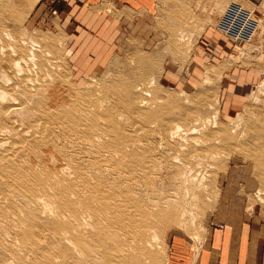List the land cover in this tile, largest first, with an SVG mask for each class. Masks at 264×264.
Wrapping results in <instances>:
<instances>
[{
    "label": "rangeland",
    "instance_id": "374dc122",
    "mask_svg": "<svg viewBox=\"0 0 264 264\" xmlns=\"http://www.w3.org/2000/svg\"><path fill=\"white\" fill-rule=\"evenodd\" d=\"M51 5L47 0H0V264H133L129 256L135 257L137 251L140 259H147L141 260L142 264H168L176 236L187 240L193 252L198 251L209 228L226 220L235 209L245 210L246 215L263 223L264 0H171L169 5L159 1L151 14L125 12L106 3L97 11L121 20L119 35L108 54L97 56L96 64L86 63L81 73L72 48L73 33ZM218 29V34L212 32V37H206L207 31L211 34ZM229 42L233 43L231 54L222 57L212 53L214 47ZM254 67L260 69V79L249 89L245 103L227 112L223 100L227 76L235 68L247 71ZM125 90L130 93L128 98ZM85 106H91L89 111ZM14 108L24 109L25 115L29 112L32 117L16 116L11 112ZM85 111L91 116L85 118ZM90 111L100 116L98 124ZM83 122L90 125H86L88 130L95 129L94 133L86 130ZM111 127L114 130L106 132ZM81 132L90 137L98 133L113 147ZM47 143L56 148L53 154ZM37 151L40 153L35 157ZM56 166H64L63 173L57 174L60 169ZM11 168L22 173L24 182ZM34 171H39L38 175L43 171L47 178ZM47 174L53 175L55 184ZM88 176L92 181L88 182ZM43 181L50 184L46 187ZM56 181L63 185L61 190L58 185L56 188ZM51 184L50 192L47 188ZM40 195L46 199L39 200ZM83 195H94L96 200L84 199ZM80 199L92 200L97 209L92 210V205ZM113 205L117 208L114 212ZM125 209L128 213L122 212ZM117 210H122L121 215ZM120 227L123 232H119ZM137 233L148 234L143 242L138 235L139 243L150 244L143 247H148L144 251L137 246L141 245ZM64 234L70 242L65 236V240L61 238ZM133 240L143 256L135 244L130 246Z\"/></svg>",
    "mask_w": 264,
    "mask_h": 264
},
{
    "label": "crops",
    "instance_id": "0c3cea01",
    "mask_svg": "<svg viewBox=\"0 0 264 264\" xmlns=\"http://www.w3.org/2000/svg\"><path fill=\"white\" fill-rule=\"evenodd\" d=\"M49 1L53 4L51 7L58 10L61 23L73 33L72 48L77 57L79 73L84 70L86 63L96 64L97 56L107 55L120 32L121 20L99 13L98 7L107 3L125 12L142 11L151 14L159 1L161 5L165 2L169 5V1L171 2V0H47V4ZM255 7L259 8L257 5ZM217 31L219 29L211 31V34L207 31L209 35L206 37H212L213 33L218 34ZM227 44L216 46L213 52L211 50L210 52L222 57L231 54L233 43ZM260 75V69L255 67L247 71L240 68L231 71L227 76L228 86L223 99L227 112L245 103L249 89L260 79ZM232 212L226 220L209 228L198 251L193 252L187 240L182 236H176L171 244L168 264H264V222L261 223L251 215H246L245 210L235 209Z\"/></svg>",
    "mask_w": 264,
    "mask_h": 264
},
{
    "label": "bare ground",
    "instance_id": "6f19581e",
    "mask_svg": "<svg viewBox=\"0 0 264 264\" xmlns=\"http://www.w3.org/2000/svg\"><path fill=\"white\" fill-rule=\"evenodd\" d=\"M25 46H26V45H25ZM13 47H14V46H13ZM38 50H40V49H38ZM40 51H41V50H40ZM30 52H31V51H30ZM33 55H34V53H33ZM33 58L35 59V57H33ZM33 58H32V60H33ZM18 63H19V62H18ZM17 66H18V65H17ZM16 68H17V67H16ZM47 76H48V75H47ZM42 78H43V77H42ZM30 82H31V80H30ZM130 86H131V85H130ZM64 89H65V88H64ZM125 89H127V86H126ZM57 90H59V89H57ZM50 91H51V90H50ZM50 91L48 90V92H50ZM53 91H54V89H53ZM125 91H126V90H125ZM125 91H124V92H125ZM133 91H134V89H133ZM54 92H55V91H54ZM126 93H127V98H128V95H129L130 93H129L128 90L126 91ZM39 94H40V93H39ZM39 94H38V95H39ZM61 94H62V93H61ZM63 94H65V93L63 92ZM133 94H134V92H133ZM20 95H21V94H20ZM38 95H37V96H38ZM52 95H53V94H52ZM5 96H6V95H5ZM22 96H23V95H22ZM24 96H25V95H24ZM24 96H23V97H24ZM2 97H3V96H2ZM35 97H36V96H35ZM56 97H57V96H56ZM26 98H27V96H26ZM28 98H29V97H28ZM33 98H34V97H33ZM57 98H58V97H57ZM68 98H69V97H68ZM1 99H2V98H1ZM31 99H32V98H31ZM34 99H35V98H34ZM46 99H47V98H46ZM66 99H67V98H66ZM69 99H70V98H69ZM85 99H86V98H85ZM4 100H5V99H4ZM73 100H74V99H73ZM73 100H72V101H73ZM79 100H80V99H79ZM142 100H143V99H142ZM144 100H145V99H144ZM28 101H29V100H28ZM51 101H53V100H51ZM74 101H75V100H74ZM99 101H100V100H99ZM105 101H106V100H105ZM16 102H17V101H16ZM53 102H54V101H53ZM55 102H56V100H55ZM62 102H64V101H62ZM62 102H61V103H62ZM82 102H83V101H82ZM85 102H88V101H85ZM100 102H101V101H100ZM100 102H99V103H100ZM29 103H31V102H29ZM79 103H80V102H79ZM92 103H93V102H92ZM101 103H103V102H101ZM143 103H144V102H143ZM82 104H83V103H82ZM85 104L87 105V103H85ZM140 104H141V103H140ZM148 104H149V103H148ZM148 104H146V105H148ZM61 105L63 106L64 103L61 104ZM68 105H69V104H68ZM72 105H73V104H72ZM88 105H89V104H88ZM32 106H33V105H32ZM64 106H65V105H64ZM141 106H142V105H141ZM16 107H17V106H16ZM25 107H26V106H25ZM47 107H48V106H47ZM54 107H55V106H54ZM58 107H59V105H58ZM65 107H66V106H65ZM68 107H69V106H68ZM77 107H78V106H77ZM79 107H80V106H79ZM85 107L88 108L89 106H85ZM132 107H133V106H132ZM9 108H10V107H9ZM9 108H8V109H9ZM52 108H53V107H52ZM59 108H61V106H60ZM90 108H91V106H90ZM90 108H88V111H89ZM92 108H93V107H92ZM101 108H103V105H102ZM148 108H149V106H148ZM20 109H21V108H19V109L14 108V110L12 109L11 112H12L13 114H15V115H16V114L21 115V116H20L21 118H22V116L24 117V116L30 115L29 112H27L28 114L25 115V114H26L25 110H24V109H21V110H20ZM50 109H51V108H50ZM61 109H63V108H61ZM67 109H68V108H67ZM72 109H74V108H72ZM72 109H70V110H72ZM79 109H80V108H79ZM79 109L77 108V110H79ZM59 110H60V109H59ZM63 110H64V109H63ZM91 110H92V109H91ZM26 111H27V109H26ZM74 111H75V110H74ZM80 111H81V110H80ZM82 111H84V110L82 109ZM93 111H94V110H93ZM93 111H92V112L90 111V112L93 114V116H92V117L94 118L93 121H96V120L99 119L100 116L96 115V112L94 113ZM75 112H77V111H75ZM7 113H8V112H7ZM30 113L32 114L33 112H30ZM56 114H57V113H56ZM68 114H69V113H68ZM70 114H71V113H70ZM72 114H73V113H72ZM74 114H75V113H74ZM81 114H82V113H81ZM152 114H153V112H152ZM6 115H7V114H6ZM9 115H10V114H9ZM54 115H55V114H54ZM16 116H17V115H16ZM30 116H31V115H30ZM46 116H47V114H46ZM49 116H50V115H49ZM84 116H85V118H87V117H90L91 114L85 111ZM84 116H83V117H84ZM20 117H19V118H20ZM27 117H28V116H27ZM31 117H32V116H31ZM53 117H54V116H53ZM61 117H62V116H61ZM63 117H64V116H63ZM63 117H62V118H63ZM67 117H68V116H67ZM69 117H70V116H69ZM144 117H145V116H144ZM150 117H151V116H150ZM156 117H157V116H156ZM6 118H7V117H6ZM21 118H20V119H21ZM85 118H84V119H85ZM146 118H147V117H146ZM153 118H154V117H153ZM153 118H152V119H153ZM77 119H78V118H77ZM77 119H76V120H77ZM81 119H82V118H81ZM101 119H102V118H101ZM9 120H10V119H9ZM78 120H80V119H78ZM102 120H104V119H102ZM21 121H22V120H21ZM72 121H73V120H72ZM81 121H82V120H81ZM81 121H80V122H81ZM85 121L88 122L87 119H85ZM196 121H197V120H196ZM201 121H202V119H201ZM203 121H204V120H203ZM15 122H16V121H15ZM61 122H62V121H61ZM66 122H68V121H66ZM73 122H74V121H73ZM73 122H71V124H70V122H69L68 125H69V124L72 125ZM77 122H78V121H77ZM107 122H108V121H107ZM142 122H143V121H142ZM145 122H146V121H145ZM148 122H149V120H148ZM63 123H64V122H63ZM78 123H79V122H78ZM81 123H82V122H81ZM83 123H84V122H83ZM89 123H91V121H90ZM96 123H97V121H96ZM119 123H120V122H119ZM207 123H208V122H207ZM21 124H22V123H21ZM34 124H35V123H34ZM66 124H67V123H66ZM84 124H85V126L87 125L86 122H85ZM97 124H98V123H97ZM107 124H108V123H107ZM111 124H112V123H111ZM116 124H117V123H116ZM22 125H24V123H23ZM22 125H21V128L23 127ZM39 125H40V124H39ZM75 125H76V127H79V126L77 125V123H76ZM75 125H74V126H75ZM81 125H82V124H81ZM92 125H93V124H92ZM131 125H132V124H131ZM72 126H73V125H72ZM85 126H84V128H85ZM87 126H88V128H89L90 125H87ZM87 126H86V128H87ZM94 126H96V125H94ZM99 126H100V125H99ZM113 126H114V125H113ZM118 126H119V124H118ZM118 126H117V127H118ZM34 127H35V126H34ZM51 127H52V126H51ZM37 128H38V126H37ZM44 128H45V127H44ZM47 128H48V127H47ZM63 128H64V127H63ZM66 128H67V127H66ZM68 128H71V127L68 126ZM79 128L82 129L81 126H80ZM84 128H83V130H84ZM88 128H87L86 130H88ZM91 128H92V127H91ZM94 128H95V127H94ZM101 128H102V127H101ZM103 128H104V127H103ZM114 128H115V127H114ZM114 128L111 127L110 130H106V132H108V131L110 132L111 130H114ZM179 128H180V127H178V128L176 127V129H177L178 131L181 129V128H180V129H179ZM19 129H20V128H19ZM45 129H46V128H45ZM77 129H78V128H77ZM104 129H105V128H104ZM116 129H117V128H116ZM30 130H31V129H30ZM58 130H59V129H58ZM58 130H57V131H58ZM67 130H68V129H67ZM67 130H66V131H67ZM70 130H71V129H70ZM94 130H95V129H93V130H88V131H91V133H92V132L94 133ZM133 130H134V129H133ZM27 131H28V130H27ZM48 131H49V130H48ZM71 131H72V130H71ZM73 131H74V130H73ZM81 131H82V130H81ZM88 131H87V132H88ZM97 131H98V130H97ZM4 132H5V131H4ZM46 132H47V130H46ZM74 132H75V131H74ZM74 132H73L72 134H74ZM99 132H101V131H99ZM106 132H105V133H106ZM111 132H112V131H111ZM13 133H14V132H13ZM81 133H83L84 136H89V137H90V134H88V133H85V132H81ZM81 133H80L79 136L82 137ZM121 133H122V132H121ZM174 133L176 134L175 131H174ZM174 133H173V134H174ZM1 134H3V131H2ZM8 134H9V133H8ZM25 134H26V133H25ZM28 134H30V133H28ZM65 134H66V132H65ZM99 134H100V133H99ZM114 134H116V133H114ZM119 134H120V132H119ZM151 134H152V133H151ZM171 134H172V133H171ZM51 135H52V134H51ZM66 135H67V134H66ZM91 135H92V136L94 135L93 138H91L92 136H91L90 138L93 139V140H95V141H96V139H99L98 142H100L101 139L104 140V141L101 140V142H103V144H104L105 146L109 147V148H110L111 145H113L112 142H105L106 139H104L103 136L98 135V133L91 134ZM107 135H108V134H107ZM107 135H106V136H107ZM120 135H121V134H120ZM38 136H39V135H38ZM79 136H78V139L80 138ZM114 136H115V135H114ZM171 136H172V135H171ZM16 137H17V136H16ZM54 137H55V136H54ZM76 137H77V136H76ZM110 137H111V136H110ZM117 137H118V135H117ZM122 137H123V136H122ZM176 137H177V136H176ZM56 138H57V137H56ZM82 138H83V137H82ZM106 138H107V137H106ZM172 138H174V135L172 136ZM59 139H60V138H59ZM78 139H77V140H78ZM83 139L85 140V138H83ZM86 139H89V138H86ZM108 139H110V138H108ZM108 139H107V140H108ZM31 140H32V139H31ZM53 140H54V138H53ZM77 140H76V141H77ZM119 140H120V139H119ZM6 141L9 142L10 140H6ZM35 141H36V140H35ZM80 141H81V140H80ZM80 141H79V142H80ZM82 141H83V140H82ZM82 141H81V142H82ZM85 141L88 142V140H85ZM89 141H90V139H89ZM91 141H92V140H91ZM108 141H109V140H108ZM114 141L116 142L117 140L114 139ZM36 142H37V141H36ZM39 142H40V141H39ZM39 142H38V143H39ZM43 142H44V141H43ZM92 142H93V141H92ZM98 142H97V144H98ZM101 142H100V143H101ZM104 142H105V143H104ZM119 142H120V141H119ZM121 142H122V141H121ZM139 142H140V141H139ZM5 143H6V142H5ZM90 143H91V142H90ZM128 143H129V142H128ZM8 144H9V143H8ZM13 144H14V143H13ZM15 144H16V143H15ZM15 144H14V145H15ZM24 144H25V143H24ZM27 144H28V143H27ZM39 144H40V143H39ZM136 144H137V143H136ZM0 145H1V143H0ZM2 145H4V144H2ZM14 145L11 144L12 147H14ZM83 145H84V144H83ZM95 145H96V144H95ZM121 145L123 146V144H121ZM127 145H128V144H127ZM18 146H21V145H18ZM23 146H25V145H23ZM26 146H27V145H26ZM99 146H100V145H99ZM99 146H98V147H99ZM114 146H115V145H114ZM132 146H133V145H132ZM15 147H17V145H16ZM28 147H29V146H28ZM61 147H62V146H61ZM88 147H90V146H88ZM96 147H97V145H96ZM111 147H113V146H111ZM125 147H126V146H125ZM125 147H124V148H125ZM2 148H5V147H2ZM8 148H9V147H8ZM8 148H7V149H8ZM17 148H18V147H17ZM21 148H22V147H21ZM25 148H26V147H25ZM30 149H31V148H30ZM47 149H48V151H49L51 154H53V153L55 152V150H56V148H55V150H54L53 146H51V145L48 144V143H47ZM97 149H100V147L97 148ZM101 149H102V148H101ZM101 149H100V150H101ZM106 149H107V148H106ZM106 149L104 150V148H103L104 151H106ZM118 149H119V148H118ZM125 149H126V148H125ZM16 150H17V149H16ZM31 150H32V149H31ZM38 150H39V149H38ZM82 150H86V149H82ZM88 150H89V149H88ZM103 150H102V151H103ZM112 150H115V149L112 148ZM119 150H120V149H119ZM127 150H129V149H127ZM26 151H28V150H26ZM29 151H30V150H29ZM33 151H35V149H33ZM45 151H46V150H45ZM63 151H64V150H63ZM63 151H62V152H63ZM78 151H79V150H78ZM97 151H98V150H97ZM9 152H10V148H9ZM12 152H13V151H12ZM16 152H17V151H16ZM38 152H39V151L36 152L35 157L39 156V155H37V154H39L40 152H39V153H38ZM64 152H65V151H64ZM75 152H76V151H75ZM107 152H108V150H107ZM107 152H106V153H107ZM111 152H112V151H111ZM127 152L130 153L129 151H127ZM142 152H143V151H142ZM18 153H20V151H19ZM24 153H25V151H24ZM45 153H47V152H45ZM102 153H103V152H102ZM106 153H105V154H106ZM108 153L110 154V152H108ZM117 153H118V152H117ZM122 153H123V151H122ZM13 154H14V152H13ZM34 154H35V152H34ZM51 154H50V155H49V153L47 154V155H49V156H48L49 158L51 157ZM56 154H57V153H56ZM62 154H63V153H62ZM80 154H81V153H80ZM92 154L94 155V152H93ZM97 154H100V153L97 152ZM113 154H114V153H113ZM4 155H5V154H4ZM20 155H21V153H20ZM65 155H67V154H65ZM83 155H84V154H83ZM88 155H89V154H88ZM115 155H116V154H115ZM132 155H133V154H132ZM8 156H10V155H8ZM12 156H13V160H15V158H16V157H14L15 154L12 155ZM16 156H17V153H16ZM23 156H24V155H23ZM55 156L57 157V155H55ZM55 156H54V157H55ZM58 156H60V155H58ZM80 156H82V155H80ZM97 156H98V155H97ZM101 156H103V155H101ZM105 156H108V155H105ZM130 156H131V154H130ZM20 157H21V156H20ZM20 157H19V155H18L17 159H18V158L20 159ZM25 157H26V156H25ZM42 157H43V156H42ZM42 157H39V159H40V158L42 159ZM103 157H104V156H103ZM108 157H110V156H108ZM108 157H107V158H108ZM111 157H112V156H111ZM122 157H123V156H122ZM10 158H11V156H10ZM49 158H48V159H49ZM57 158H58V157H57ZM57 158H56V159H57ZM95 158H96V157H94V159H95ZM100 158H101V157H100ZM146 158H147V157H146ZM21 159H22V158H21ZM21 159H20V160H21ZM51 159H52V158H51ZM51 159L48 160V161L50 162ZM53 159H55V158H53ZM56 159H55V160H56ZM59 159H60V158H58V161H59ZM68 159H69V158H68ZM90 159H93V158H90ZM108 159H109V158H108ZM108 159H107V160H108ZM119 159H120V158H119ZM130 159H131V158H130ZM7 160H8V159H7ZM22 160H23V159H22ZM29 160H30V159H29ZM42 160H44V159H42ZM85 160H86V159H85ZM97 160H99V159H97ZM101 160H102V159H101ZM16 161H17V160H16ZM24 161H25V159L22 161V162H23L22 165H23V164L26 165V163H24ZM26 161H27V159H26ZM56 161H57V160H56ZM65 161H66V160H65ZM105 161H106V160H105ZM114 161H115V160H114ZM8 162H9V161H8ZM28 162H29V161H28ZM37 162H38V161H37ZM40 162H41V161H40ZM42 162H43V161H42ZM44 162H47V161H44ZM44 162H43V163H44ZM49 162H48V163H49ZM52 162H53V161H52ZM84 162H86V161H84ZM108 162L111 163V160L108 161ZM2 163H3V162H2ZM2 163H0V164H2ZM34 163H36V162H34ZM50 163H51V162H50ZM61 163H63V162H61ZM91 163H92V161H91ZM19 164L21 165V163H19ZM30 164H31V162H30ZM30 164H28V165H30ZM41 164H42V163H41ZM41 164H40V166H41ZM58 164H59V163H58ZM58 164H56V165L59 167ZM63 164H64V163H63ZM63 164H62V165H63ZM74 164H75V163H74ZM84 164H85V163H84ZM98 164L100 165V163H98ZM101 164H102V163H101ZM103 164H104V162H103ZM28 165H27V166H28ZM33 165H34V164H33ZM36 165H38V163H36ZM46 165H47V164H46ZM46 165L44 164L43 166H45V167L47 168L48 165H47V166H46ZM60 165H61V164H60ZM81 165H82V164H81ZM92 165H93V164H92ZM143 165H144V164H143ZM0 166H1V165H0ZM30 166L33 168L32 165H30ZM57 166H56V167H57ZM72 166H74V165H72ZM93 166H94V165H93ZM25 167H26V166H25ZM25 167H22V168L25 169ZM36 167H38V166H36ZM36 167H35V165H34V168H36ZM54 167H55V166H54ZM58 167H57V169H60V172H58L57 174H59V173H63L62 170H61L62 167H61V166H60L61 168H58ZM65 167H66V168H65V170H66V169H67V166H65ZM88 167H90V166H88ZM88 167H87V168H88ZM106 167H107V166H106ZM115 167H116V166H115ZM28 168H29V167H28ZM28 168H27V169H28ZM34 168H33V169H34ZM40 168H41V167H38V170H40ZM42 168L44 169V167H42ZM63 168H64V166H63ZM63 168H62V169H63ZM24 169H23L21 172H23ZM43 169H41V170H43ZM51 169H52V167H51ZM51 169H50V171H51ZM53 169H54V168H53ZM72 169H75V168H72ZM77 169H78V168H76L75 170H72V171H76ZM93 169H95V168H93ZM101 169H102V168H101ZM101 169H100V170H101ZM11 170H14V168H11ZM36 170H37V169H36ZM54 170H55V169H54ZM69 170H70V169H69ZM88 170H89V169H88ZM90 170H91V169H90ZM98 170H99V169H98ZM28 171H32L31 168H30V170H28ZM43 171H46V170H43ZM43 171L41 172L42 175L39 174V175H40V178H41L42 176H43V178L45 177V176H44L45 173L43 174ZM48 171H49V168H48ZM50 171H49V172L46 171V172L49 174V173H51ZM77 171H82V170L79 169V170H77ZM15 172H16V170H14L13 175H16V174H17V176H18V175L20 176V175L22 174V173L20 174L19 172H18V173H15ZM25 172H27V170H25ZM34 172H35V171H34ZM34 172H33V173H34ZM36 172H37V173H40L39 171H36ZM36 172L34 173L35 175L37 174ZM66 172H67V170H66ZM100 172H101V171H100ZM117 172H118V171H117ZM141 172H142V171H141ZM29 173H30V172H29ZM69 173H70V172H69ZM77 173L79 174V172H77ZM80 173H81V172H80ZM130 173H131V172H130ZM23 174H24V173H23ZM48 174H47V175H48ZM52 174H53V173H52ZM67 174H68V173H66V175H67ZM72 174H73V173H70V175H72ZM84 174H85V173H84ZM9 175H10V174H9ZM24 175H25V174H24ZM27 175H28V174H26V176H27ZM39 175L37 174V176H39ZM45 175H46V174H45ZM50 175H51V174H50ZM53 175H54V174H53ZM53 175H52V176H53ZM82 175H83V174L81 173L80 176H82ZM85 175H86V174H85ZM7 176H8V175H7ZM10 176L12 177V175H10ZM19 176H18V177H19ZM26 176H25V177H26ZM29 176H30V175H29ZM52 176H51V177H52ZM67 176H68V175H67ZM73 176H74V174H73ZM89 176H90V174H89ZM89 176H88V178H87V179H88V182H89V180H91V179H89ZM14 177H15V176H14ZM27 177H28V176H27ZM48 177H50V176L48 175ZM51 177H50V178H51ZM55 177H56V176H55ZM12 178H13V177H12ZM19 178H20V177H19ZM21 178H22L21 181L23 180V182H24V179H25V178H23L22 175H21ZM30 178H32V176H31ZM33 178H34V176H33ZM33 178H32V179H33ZM46 178H47V176L45 177V179H46ZM53 178H54V177H53ZM56 178H57V177H56ZM58 178L61 179L59 176H58ZM58 178H57V179H58ZM70 178H72V177H70ZM76 178H77V177H76ZM83 178H85V176H84ZM59 179H58L57 181H60ZM66 179H67V178H66ZM73 179H74V178H73ZM81 179H82V177H81ZM92 179H93V178H92ZM43 180H44V179H43ZM62 180H63V179H62ZM78 180H80V179L78 178ZM195 180H196V179H195ZM18 181L20 182V180H18ZM27 181H28V180H27ZM31 181H32V183H33L34 180H31ZM45 181H47V180H45ZM51 181H52V178H51ZM51 181H49V182H51ZM53 181H54V180H53ZM53 181H52V182H53ZM57 181H56V182H57ZM67 181H68V180H67ZM91 181H92V180H91ZM94 181H95V179H94ZM201 181H202V180H201ZM23 182H22V185L24 184ZM25 182H26V180H25ZM29 182H30V180H29ZM63 182L66 184V181H63ZM75 182H76V181H75ZM88 182H87V185H86V186H87V189L90 187V184H89V187H88ZM97 182H98V181H97ZM20 183H21V182H20ZM30 183H31V182H30ZM34 183H37V182H34ZM34 183H33V184H34ZM43 183H44V181H43ZM53 183L55 184V182H53ZM58 183H59V182H57V184H56V188H57ZM68 183H70V182H68ZM84 183H85V181H84ZM25 184H26V183H25ZM28 184H29V183H28ZM41 184H42V183H41ZM49 184H50V183H49ZM49 184H48V182H47V185L44 183V185H46V187H47ZM59 184H60V183H59ZM26 185H27V184H26ZM30 185H31V184H30ZM78 185H79V184H78ZM100 185H101V184H100ZM102 185H103V184H102ZM24 186H25V185H24ZM33 186H34V185H32V187H33ZM35 186H36V185H35ZM35 186H34V189H35ZM38 186H40V185L38 184ZM41 186H42V185H41ZM50 186H51V187L47 188L48 190H49V189H52V184H51ZM58 186H59V185H58ZM60 186L62 187L63 185H60ZM60 186H59V188H60ZM82 186H83V185H82ZM91 186H93V185H91ZM26 187H27V186H26ZM29 187H30V186H29ZM29 187H28V188H29ZM32 187H31L30 189H31V190H34V189H32ZM44 187H45V186H44ZM54 187H55V186H54ZM54 187H53V189H54ZM72 187H74V186H72ZM105 187H106V186H105ZM36 188H37V186H36ZM38 188H39V187H38ZM66 188H67V187H66ZM66 188H62V189H63V190H64V189L66 190ZM74 188H75V187H74ZM78 188H79V187H78ZM78 188H77V189H78ZM92 188H93V187H91V189H92ZM94 188H95V186H94ZM39 189H40V188H39ZM39 189H37V190H35V191H37V192L39 191V192H40L41 189H40V190H39ZM42 189H43V193H44V189H45V188H43V186H42ZM57 189H58V188H57ZM91 189H90V193H91V191H92ZM96 189H97V188H96ZM96 189H95V190H96ZM54 190H55V189H54ZM60 190H61V188H60ZM67 190H69V189H67ZM67 190H66V191H67ZM74 190H76V188H75ZM80 190H81V189H80ZM80 190H79V191H80ZM83 190H84V188H83ZM45 191H46V190H45ZM49 191H50V190H49ZM51 191H52V190H51ZM51 191H50V192H51ZM86 191H87V190H85V192H86ZM110 191H111V190H110ZM32 192H33V191H32ZM39 192H38V194H39ZM54 192H55V191H54ZM71 192H72V190H71ZM82 192H83V191H82ZM88 192H89V191H88ZM93 192H94V191H93ZM102 192H103V191H102ZM33 193H34V192H33ZM45 193H46V192H45ZM45 193H44V194H45ZM59 193H60V192H59ZM69 193H70V192H69ZM86 193H87V192H86ZM86 193H85V194H86ZM107 193H108V192H107ZM35 194H37V193H35ZM83 194H84V193H83ZM85 194H84V195H85ZM93 194H94V193H93ZM96 194H97V193H96ZM108 194H109V193H108ZM114 194H115V193H114ZM41 195H42V194H41ZM41 195H40V197L37 196L38 199L41 198V199H39V200H43V199L45 200L46 198H42ZM49 195H50V194H49ZM68 195H69V194H68ZM70 195H71V194H70ZM70 195H69V196H70ZM72 195H73V194H72ZM79 195L81 196L82 193L79 194ZM84 195H83V196H84ZM91 195H92V194H91ZM106 195H107V194H106ZM116 195H118V194H116ZM45 196H48V195L46 194ZM45 196H43V197H45ZM63 196H64V195H63ZM96 196H97V195H96ZM109 196H110V195H109ZM48 197H50V198H48V199H51L52 196H48ZM54 197H55V196H54ZM92 197H94V199L96 200V198H95L94 195L91 196V198H92ZM113 197H114V196H113ZM52 198H53V197H52ZM78 198H79V197H78ZM85 198H87V200H88V199L90 198V195H88V196H84V199H85ZM91 198H90V199H91ZM97 198H98V196H97ZM193 198H194V197H193ZM193 198H192V199H193ZM109 199H110V198H109ZM57 200H58V198H57ZM59 200H60V199H59ZM80 200H81V199H80ZM97 200H99V198H98ZM103 200H104V199H103ZM125 200H126V199H125ZM129 200H130V199H129ZM52 201H53V200H52ZM60 201H61V200H60ZM81 201H85V200L82 199ZM81 201H79L80 204H82ZM99 201H100V200H99ZM104 201H105V200H104ZM158 201H159V200H158ZM182 201H183V199H182ZM40 202H41V201H40ZM61 202H62V201H61ZM85 202L88 203V205H89V204L92 205L91 202L93 203L92 200H90V203H89L88 201H85ZM108 202H111V201H108ZM108 202H107V203H108ZM115 202H116V201H115ZM117 202H118V201H117ZM124 202H125V201H124ZM42 203H43V202H42ZM44 203H45V202H44ZM47 203H49V202H47ZM94 203L96 204L95 201H94ZM97 203H98V202H97ZM104 203H106V202H104ZM127 203H128V202H127ZM131 203H132V202H131ZM133 203L135 204V202H133ZM40 204H41V203H40ZM101 204H102V203H101ZM113 204H114V202H113ZM124 204H125V203H124ZM124 204H122V205H124ZM128 204H129V203H128ZM44 205H45V204H44ZM47 205H48V204H47ZM55 205H56V204H55ZM66 205H67V204H66ZM85 205H87V204H85ZM111 205H112V204H111ZM119 205H120V204H119ZM125 205H126V204H125ZM130 205L132 206L133 204H130ZM135 205H136V204H135ZM135 205H134L133 207H135ZM138 205H139V204H138ZM45 206H46V205H45ZM72 206H73V205H72ZM79 206H80V205H79ZM82 206H83V205H82ZM94 206H95V205H92V206H90V207H91V208H92V207L94 208ZM107 206H108V205H107ZM113 206H114V205H113ZM117 206H118V205H117ZM136 206H137V205H136ZM177 206H178V205H177ZM50 207H51V206H49L48 208H50ZM76 207H77V205H76ZM87 207H88V206H87ZM87 207H86V208H87ZM108 207H109V206H108ZM115 207H116V206H114V208H115ZM118 207H119V206H118ZM123 207L125 208V206H122L121 208H123ZM173 207H174V205H173ZM55 208H56V207H55ZM86 208H85V209H86ZM93 208H92V210H95V208L97 209V207H95L94 209H93ZM114 208H113V209H112V208H109V209H112L113 211H112V210H111V211L114 212V211H116V209H117V208H115V210H114ZM119 208H120V207H119ZM124 208H123V209H124ZM129 208H131V207H129ZM129 208H128V206H127V209H128V210H129ZM174 208H175V207H174ZM46 209H47V208H45V212H46ZM51 209H52V208H51ZM89 209H90V208H89ZM131 209H133V208H131ZM131 209H130V210H131ZM147 209H148V208H147ZM18 210H19V209H18ZM150 210H151V209H150ZM174 210H175V209H174ZM8 211H9V210H8ZM53 211H54V209H53ZM55 211H56V209H55ZM89 211H91V210H89ZM111 211H110V213H111ZM121 211H122V210H120V212H119L120 214H119V213H118V210H117V213H118L119 215H121ZM124 211H127V210L125 209V210H123L122 212L124 213ZM133 211H134V210H133ZM143 211H145V210L143 209ZM148 211H149V210H148ZM175 211H177V208H176ZM187 211H188V210H187ZM20 212H21V211H20ZM48 212H49V211H48ZM82 212H83V211H82ZM85 212H86V211H85ZM87 212H88V209H87ZM131 212H132V211H131ZM188 212H190V211H188ZM49 213H50V212H49ZM52 213H53V212H52ZM78 213H79V212H78ZM92 213H93V211H92ZM107 213H109V211H108ZM123 213H122V214H123ZM127 213H128V211H127ZM139 213H140V212H139ZM141 213H142V212H141ZM173 213L175 214V212H173ZM5 214H6V213H5ZM18 214H19V213H18ZM76 214H77V213H76ZM113 214H115V213H113ZM125 214H126V213H125ZM132 214H133V212H132ZM147 214H148V213H147ZM149 214L151 215V213H149ZM177 214H178V213H177ZM183 214H184V213H183ZM186 214H187V213H186ZM23 215H24V214H23ZM42 215H43V214H42ZM44 215H45V214H44ZM52 215H53V214H52ZM68 215H69V214H68ZM108 215H109V214H107V216H108ZM116 215H117V214H116ZM123 215H124V214H123ZM123 215H122V216H123ZM168 215H169V214H168ZM171 215H172V214H171ZM175 215H176V214H175ZM190 215H191V214H190ZM109 216H110V215H109ZM113 216L115 217V215H113ZM117 216H118V215H117ZM128 216H129V218H130V215H129V214H128ZM134 216H135V213H134ZM134 216H133V218H134ZM151 216H153V215H151ZM177 216H178V215H177ZM184 216H186V215L184 214ZM55 217H56V216H55ZM82 217H84V215H82ZM86 217H87V216H86ZM86 217H85V218H86ZM143 217H144V216H143ZM21 218H22V217H21ZM90 218H91V217H90ZM106 218H107V221H108L109 218H108V217H106ZM117 218H118V217H117ZM119 218H120V217H119ZM131 218H132V216H131ZM133 218H132V219H133ZM151 218H153V217H151ZM176 218H177V217H176ZM181 218H182V216H181ZM181 218H180V219H181ZM55 219H56V218H55ZM83 219H84V218H83ZM86 219H87V218H86ZM120 219H121V218H120ZM127 219H128V218H127ZM138 219H139V218H138ZM174 219H175V218H174ZM182 219H183V218H182ZM88 220H89V218H88ZM128 220H129V219H128ZM130 220H131V219H130ZM130 220H129V221H130ZM141 220H142V219H141ZM86 221H87V220H86ZM86 221H85V222H86ZM131 221H134V220H131ZM148 221L150 222V220H148ZM168 221H170V220H168ZM178 221L181 222V220H178ZM135 222H136V221H135ZM24 223H25V222H24ZM130 223H131V222H130ZM133 223H134V222H133ZM133 223H132V224H133ZM170 223H172V221H171ZM118 224H119V223H118ZM120 224H122V223H120ZM152 224H153V223H152ZM126 225H128V224H126ZM134 225H135V224H134ZM123 226H124V228H126L125 225H123ZM128 226H129V225H128ZM179 226H180V224H179ZM21 227H22V225H21ZM78 227H79V226H78ZM118 227H119V226H118ZM121 227H122V225H121ZM121 227L119 228V232L122 231V230L120 231V229H122ZM130 227H131V225H130ZM136 227H137V226H136ZM148 227H149V226H148ZM186 227H187V226H186ZM79 229H80V228H79ZM135 229H137V228H135ZM135 229H132V233H133V230H135ZM58 230H59V229H58ZM65 230H66V229H65ZM65 230H64V231H65ZM117 230H118V229H117ZM145 230H146V229H145ZM145 230H144V231H145ZM126 231H127V230H126ZM137 231H138V230H137ZM65 232H66V231H65ZM117 232H118V231H117ZM122 232H123V231H122ZM134 232L136 233V231H134ZM149 232H151V230H150ZM149 232H148V233H149ZM152 232L154 233V231H152ZM125 233H126V232L124 231L123 234H125ZM140 233H141V232H140ZM140 233H137V234H136V236H137L138 238H139L138 235H140ZM145 233H146V231H145ZM67 234H68V233H67ZM67 234H64L63 237H61V238L64 239V236H65V238H66V235H67ZM75 234H76V233H75ZM123 234H122V235H123ZM127 234H128V233H127ZM154 234H155V233H154ZM154 234H153V235H154ZM147 235H148V234L144 235V236H146V238H145L143 235H142V236L140 235V236H141V239H142V242H143V237H144L145 239H147V237H148ZM149 235L151 236L152 233L149 234ZM61 236H62V235H61ZM67 236H68V235H67ZM123 236H124V235H123ZM125 236H126V234H125ZM128 236L130 237V235H128ZM136 236H135V237H136ZM156 236H157V235H156ZM156 236L153 237V241L156 240V239H155ZM129 237H128V238H129ZM104 238H105V237H104ZM125 238H126V237H125ZM125 238L123 237V240H124ZM128 238H127V239H128ZM131 238H132V237H131ZM133 238H134V237H133ZM129 239H130V238H129ZM134 239H135V238H134ZM136 239H137V238H136ZM141 239H140V238L138 239V240H140V241H138V243L141 242ZM64 240H65V239H64ZM150 240H151V239H150ZM66 241L70 242V240H68L67 238H66ZM129 241H131V240H129ZM127 242H128V241H127ZM133 242H134V243H133ZM135 242L137 243L136 240H133V241H132V244H131V245L129 244V245H130V246H132V245L134 246ZM148 242H149V240H148ZM150 242H152V241H150ZM17 243H18V242H17ZM62 243H64V242L62 241ZM138 243H137V244H138ZM144 243H146V242L144 241ZM64 244H65V243H64ZM137 244H135V247H134V248L136 249L137 246H140L139 248H141V246H142L141 249H143V251H144V249L146 250V249L148 248V247H147V248H146V247L143 248L144 246H147V244L150 245L149 243H146V245H145V244H142V243H139V244H141V245H137ZM152 244H153V246H154L155 243H152ZM152 244H151V245H152ZM65 245H66V244H65ZM136 245H137V246H136ZM155 245H156V244H155ZM130 246H129V248H130ZM63 247H64V246H63ZM69 247H70V246H69ZM73 247H74V246H73ZM73 247H72V251H73ZM157 247H158V245H157ZM154 248H155V247H153V249H154ZM66 249H67V248H66ZM69 249H70V248H69ZM76 249H77V248H76ZM131 249H132V247H131ZM151 249H152V248H151ZM64 250H65V249H64ZM136 250H139V253L142 252L141 254H142V256H143V251H140V249H136ZM136 250L132 249L133 253H136ZM149 250H150V248H149ZM38 251H39V250H38ZM74 251H75V249H74ZM128 251H129V250H128ZM132 251H131V252H132ZM152 251H153V250H152ZM64 252H65V251H64ZM78 252H79V251H78ZM154 252H155V250H154ZM79 253H80V252H79ZM105 253H106V252H105ZM81 254H82V253H81ZM81 254H80V255H81ZM109 254H110V252H109ZM141 254H140V255H141ZM128 255H130V254H128ZM134 255H136V256H135L136 258H135L134 256H133V257H132V256H129V260H130V262L133 263V264H142V263H141V260H142V261L147 260V259H144V260H143L142 258L140 259V256L138 257V255H139V254H138V251H137V253L134 254ZM123 257H124V256H123ZM125 258H126V257H125ZM58 259H59V257H58ZM55 260H56V259H55ZM110 260H111V259H110ZM127 260H128V259H127ZM129 260H128V261H129ZM114 261H115V260H113L112 262H114ZM119 261H120V258H119ZM85 262H86V261H85ZM65 263H66V262H65ZM82 263H84V261H83ZM82 263H81V264H82ZM114 263H115V262H114ZM121 263H122V262H121ZM143 263L145 264V262H143ZM148 263H149V262H147V264H148ZM151 263H153V262H151ZM151 263H150V264H151ZM45 264H46V263H45ZM85 264H86V263H85Z\"/></svg>",
    "mask_w": 264,
    "mask_h": 264
},
{
    "label": "built area",
    "instance_id": "2783aa9c",
    "mask_svg": "<svg viewBox=\"0 0 264 264\" xmlns=\"http://www.w3.org/2000/svg\"><path fill=\"white\" fill-rule=\"evenodd\" d=\"M54 13H56V11H54Z\"/></svg>",
    "mask_w": 264,
    "mask_h": 264
}]
</instances>
